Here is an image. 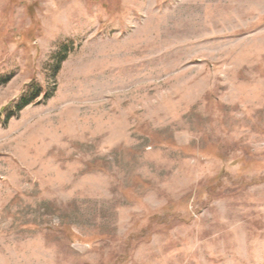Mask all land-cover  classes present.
I'll use <instances>...</instances> for the list:
<instances>
[{"label": "rangeland", "instance_id": "rangeland-1", "mask_svg": "<svg viewBox=\"0 0 264 264\" xmlns=\"http://www.w3.org/2000/svg\"><path fill=\"white\" fill-rule=\"evenodd\" d=\"M0 264H264V0H0Z\"/></svg>", "mask_w": 264, "mask_h": 264}, {"label": "trees", "instance_id": "trees-1", "mask_svg": "<svg viewBox=\"0 0 264 264\" xmlns=\"http://www.w3.org/2000/svg\"><path fill=\"white\" fill-rule=\"evenodd\" d=\"M29 103H30V101L26 99V100H24L22 106H27Z\"/></svg>", "mask_w": 264, "mask_h": 264}]
</instances>
